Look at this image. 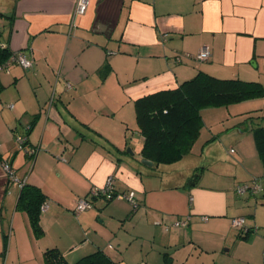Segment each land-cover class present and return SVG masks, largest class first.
<instances>
[{"label": "crops", "instance_id": "obj_1", "mask_svg": "<svg viewBox=\"0 0 264 264\" xmlns=\"http://www.w3.org/2000/svg\"><path fill=\"white\" fill-rule=\"evenodd\" d=\"M75 1L0 0V42L33 62L29 70L11 64L0 71V264H44L42 251L51 246L77 259L100 248L116 264H264V165L250 129L238 127L248 114L264 118V94L202 109L191 153L171 164L141 162L143 137L132 121L136 99L199 71L264 88V0H88L74 16ZM203 46L207 60L185 57ZM105 62L110 71L102 76ZM120 103L127 104L124 116ZM128 129L140 142L135 153ZM18 136L24 149L38 147L31 163L17 149ZM230 142L234 156L220 158L218 148ZM108 175L115 191L133 193L137 207L98 197L75 214L76 200ZM253 176L261 177L262 193L237 195L236 184ZM25 179L46 194L40 239L17 207ZM238 216L256 234L232 227ZM48 227L62 231L57 239ZM143 237L149 249L138 244Z\"/></svg>", "mask_w": 264, "mask_h": 264}, {"label": "trees", "instance_id": "obj_2", "mask_svg": "<svg viewBox=\"0 0 264 264\" xmlns=\"http://www.w3.org/2000/svg\"><path fill=\"white\" fill-rule=\"evenodd\" d=\"M12 52L6 45L0 46V62L6 60ZM109 71L110 65L105 62L99 73L106 76ZM263 94L264 88L258 81L217 78L199 71L176 88L160 90L136 99L134 101L136 122L138 131L143 137L142 157L151 160L155 165L171 164L181 159L191 153L192 146L200 135L203 127L202 109L228 106ZM258 118L254 114H248L238 123V127L250 129L255 148L264 165V118ZM25 141L23 139L21 148L17 144V149L24 150L31 163L38 147L24 149ZM195 176L197 177L199 174ZM19 188L17 207L26 212L34 239H40L44 234L40 222L41 205L46 202V194L38 186L26 183V179L22 181ZM113 190V192L99 196H91L89 191L86 196L81 198L87 199L93 207L95 198L103 197L106 200H111L123 193L115 191L114 188ZM255 229L257 231V226L249 227L241 235L246 237L252 232L254 233ZM42 259L44 264H116V261L100 248L71 261L57 246H51L42 251Z\"/></svg>", "mask_w": 264, "mask_h": 264}, {"label": "built area", "instance_id": "obj_3", "mask_svg": "<svg viewBox=\"0 0 264 264\" xmlns=\"http://www.w3.org/2000/svg\"><path fill=\"white\" fill-rule=\"evenodd\" d=\"M88 4H89L88 0H76L74 10H73V15L76 16V15L83 14L87 10ZM0 46H4V44H2L0 42ZM185 57L194 58V59L200 60V61L207 60L209 57V50H208L207 46H203L196 55L193 56L189 53H186ZM180 60H181L180 56H177V61H180ZM11 64H18L23 69H29L32 66V61L27 59L24 56L23 52H21V51L12 52L6 60L0 62V71L1 70H8V68ZM66 88L70 89L71 84L66 83ZM23 139H25V138L22 136L16 137V141H17L19 148L22 147ZM31 151H33V150H31ZM230 151L232 152L233 149H230ZM3 166L5 169H7L9 171L11 179H14V180L17 179V177H15L13 175V172L11 171L10 165L8 163H4ZM113 181H114L113 176L108 175L102 186L91 188L90 195L91 196H99V195H104V194L109 193V192H113L114 191L113 190V188H114ZM20 184H22V180L20 181ZM261 189H262L261 182L257 178L252 179L249 183L238 184L234 188L236 194H238V195H242L245 192L252 194V195H257L261 191ZM116 197L128 201L133 208L137 207V202L134 199L132 192L120 193ZM91 207H92V204L87 199L79 198L75 202V208H74L73 212L75 214H79L80 212H82L86 209H89ZM45 208H47L46 203L41 205V210L45 209ZM202 218L205 220L207 219L206 216H203ZM185 223H186L185 221H176L174 225L184 226ZM230 224L232 227L238 228L241 231V233H245L247 231V227L245 225V218L243 216L232 217L230 219ZM167 229H168V227H166V230ZM254 233H256V229L254 230Z\"/></svg>", "mask_w": 264, "mask_h": 264}, {"label": "rangeland", "instance_id": "obj_4", "mask_svg": "<svg viewBox=\"0 0 264 264\" xmlns=\"http://www.w3.org/2000/svg\"><path fill=\"white\" fill-rule=\"evenodd\" d=\"M107 101H109V100H107ZM108 103H111V102H108ZM122 103H120L119 104V106H118V112H119V109H120V107H121V111L119 112V114H118V116L119 115H125L126 113H127V104H122ZM117 105H115V107H116ZM232 106V105H231ZM229 107V108H232V109H235V107ZM133 110H134V107H133ZM209 117H211V116H209ZM216 117H217V115H215L214 117H212L211 119H216ZM136 119L134 118L132 121L134 122V123H136V121H135ZM207 121V120H206ZM137 124V123H136ZM218 127H220V126H218ZM129 128H132V126H129ZM220 129H222V128H220ZM123 130H124V128H123ZM127 133H125V137H126V141L128 142V146H127V148H129L130 150H131V152L133 153H135V152H137L138 151V149H139V145H140V142H139V140H138V136H137V134L134 132V131H132L131 129H128L127 131H126ZM230 132H232V131H230ZM115 134V133H114ZM121 135V134H120ZM231 144H229L228 146H225V148L222 150L221 148H218V151H217V153L219 154V157L220 158H224L225 156H228L229 158H230V156H234V155H232V154H230L227 150H228V148L230 147V146H232L233 148L235 147V144L234 143H232V142H230ZM243 143H244V145H246V143H247V137L246 138H244L243 139ZM247 146V145H246ZM245 147V146H244ZM227 149V150H226ZM223 151H224V153L225 154H223ZM224 155V156H223ZM216 164H214V165H212L214 168L213 169H215L216 168V166H215ZM226 166H228V167H226V169H227V171L229 172L230 170H234L233 169V167L234 166H232L231 164H229V165H226ZM161 168H163V167H161L160 166V169ZM257 178L260 182H261V177H257V176H253L252 178ZM250 180V179H249ZM245 181V182H239L238 184H243V183H249L250 181ZM238 184H236V185H238ZM262 184V183H261ZM262 191H263V189H262ZM260 193H262V192H260ZM249 193H247V192H245L243 195L244 196H253V197H256V196H258V195H251V194H249ZM242 196V195H241ZM98 201H101V199H98ZM74 205H75V203H74ZM93 208V207H92ZM133 208V207H132ZM90 210V209H89ZM94 210H96V209H94ZM75 215V214H74ZM95 215H97V213L95 214ZM108 219H109V221H110V223H111V225H112V221L114 220H116L115 218H112V217H108ZM106 220H107V218H106ZM127 226H129V225H127ZM128 228H130V227H128ZM124 229V228H123ZM119 230V229H118ZM128 230V229H127ZM47 231H48V234H47V236L49 237V238H52V239H57V235L58 234H60L62 231H59V230H56V228L55 227H52V228H50V227H48L47 228ZM131 235H133V233L131 232L130 233ZM251 234H256V233H251ZM61 235H64L63 233L61 234ZM91 235V234H90ZM131 238H133L132 236H131ZM144 238V237H143ZM149 238L147 239V238H144V240H142V239H138V244H140V243H142V242H144V246H147L148 247V249H149V245H150V242H149ZM135 246V245H134ZM134 246L133 245H131V247L129 248V250L130 251H132V250H134ZM154 250V252L157 250V246L155 245L154 246V248H153ZM71 259H73L74 261L77 259V258H71V257H69V260H71ZM73 260H71V261H73Z\"/></svg>", "mask_w": 264, "mask_h": 264}, {"label": "water", "instance_id": "obj_5", "mask_svg": "<svg viewBox=\"0 0 264 264\" xmlns=\"http://www.w3.org/2000/svg\"><path fill=\"white\" fill-rule=\"evenodd\" d=\"M141 162L145 165H148V166H151L152 165V161L151 160H148V159H142Z\"/></svg>", "mask_w": 264, "mask_h": 264}]
</instances>
